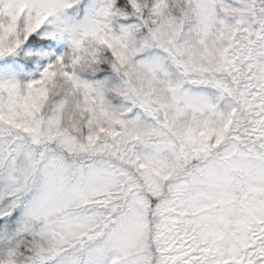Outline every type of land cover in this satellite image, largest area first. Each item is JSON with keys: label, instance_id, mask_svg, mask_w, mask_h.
Instances as JSON below:
<instances>
[{"label": "clouds", "instance_id": "obj_1", "mask_svg": "<svg viewBox=\"0 0 264 264\" xmlns=\"http://www.w3.org/2000/svg\"><path fill=\"white\" fill-rule=\"evenodd\" d=\"M249 39L264 0H0V264H264Z\"/></svg>", "mask_w": 264, "mask_h": 264}, {"label": "snow or ice", "instance_id": "obj_2", "mask_svg": "<svg viewBox=\"0 0 264 264\" xmlns=\"http://www.w3.org/2000/svg\"><path fill=\"white\" fill-rule=\"evenodd\" d=\"M257 44L258 42H253L249 39L247 45L240 48L238 59L228 62L231 67L235 68L233 76L235 87H229L222 81H217V86L221 87L229 95L238 97L244 108L264 109V51H261ZM220 56L223 58L224 53L221 52ZM245 68L247 71H245ZM260 115H264V111H261ZM257 123L261 122L257 121ZM224 127L226 129L228 123ZM220 134H223V130H221ZM260 211H264V201H250L243 209L244 215L235 217L232 223L236 224L240 231L245 233L240 242L241 247L245 249L255 248L264 258V225L254 230H249L248 228L249 223L255 219L256 214ZM223 220V217L208 220V229H213ZM240 264H245V261L241 259ZM247 264H254V262L249 259Z\"/></svg>", "mask_w": 264, "mask_h": 264}]
</instances>
